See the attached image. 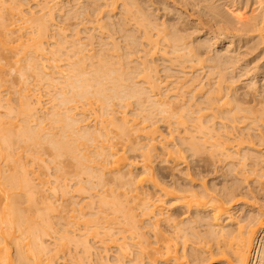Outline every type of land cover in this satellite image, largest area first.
<instances>
[{"label": "bare ground", "instance_id": "obj_1", "mask_svg": "<svg viewBox=\"0 0 264 264\" xmlns=\"http://www.w3.org/2000/svg\"><path fill=\"white\" fill-rule=\"evenodd\" d=\"M64 1L82 3L81 0H42L38 11H29L25 15L22 0H0L2 32L0 54L15 50L10 35L11 23H8L9 19L5 14L8 11L13 16L18 13L33 28L28 42L22 45L25 64L20 65V73L23 78L33 75L42 84L54 89L55 92L52 94L54 100L58 101L57 107L51 106L49 111H43L40 115L42 99L39 95L34 97L32 93L25 92L21 95L19 104L14 106L9 101L4 103L0 92V109L4 108V111H0V161L4 166L2 170L0 167V264H59L61 253L68 251L72 245H81L83 252L86 255L90 254L94 247L90 237L101 236L98 239L100 246L117 247L118 255L114 261L117 264H143L144 258L151 264H159V261L190 264L189 258L195 261L203 256L204 251L212 247L214 249L209 252L213 253L216 249V253L221 254L227 262L211 264H264V193L262 202L258 206H250L242 215L235 216L237 208L242 211L246 207L245 204L251 205L247 203V199L257 198L255 192L243 187L242 183L224 185L220 196L208 193L205 184H202L206 189L204 192L190 191L179 185L170 187L164 184L154 174L153 163L158 156V146H166L167 137L160 133L156 123L149 126L144 124L149 119L147 115L139 121L137 116L130 117L127 110L121 111V116L117 117L114 115V109L110 112L108 108L113 99L126 101L124 105L130 104L129 100L135 99L141 106H150V112L156 110L160 114H170L174 112L171 105L175 108L180 104L182 95L176 94L171 100L167 99L166 91L164 93L158 91L160 82L155 75L156 63L145 61L142 68L132 66L130 63L133 60L130 57L133 52H121L120 45L112 35L109 41L102 42L100 53L85 54L84 42L75 37L79 35V31L69 37L61 25H56L54 14L60 2L58 10L66 11L67 16L88 12L89 6L80 4L77 8L71 7L65 10ZM119 1L88 0L96 6L92 8L98 22L94 29L99 28L103 34L106 27L116 25L115 29L124 30L122 37L129 40L128 38L134 35L126 32L124 26L128 25L129 21L125 13L131 12V7L128 5H134V0L118 3ZM239 1L229 0L228 3V0H201V4L213 15L216 22L223 25L221 28L225 26L231 29V32L223 36V31L220 29L205 31L204 38L197 40L188 51L189 54L195 55L194 52H198L202 47L213 48L215 45H221L220 49H212L213 54L206 58L213 63L211 71L239 68L240 71L249 74L251 69L257 68L258 70L248 75L245 95L258 89L264 95V62L261 65H254L251 61H246L241 52L245 43L248 44L256 38H261V42H264V0H255L258 7L250 11H247L246 7L243 9L235 7ZM120 5L123 6L125 13L116 10ZM137 8L142 13L140 16L135 13L136 22L145 27L151 25V19L142 8ZM166 8L175 9L176 5L167 3ZM54 26L60 38L52 48H49V42L53 41L51 39L55 35ZM175 28V25L173 29L164 26L162 30H158L157 35L163 34L166 38H171L174 42L172 52L177 53L189 47L185 46L182 49L181 46L188 42L180 43L183 37ZM112 29L113 33L117 32L113 27ZM93 36L94 34L91 33L90 38ZM132 42V44L137 43L136 40ZM48 53L49 55H46ZM63 54L66 57L61 58ZM192 69L195 67L192 66ZM4 72V66L0 64V88L4 84ZM141 73L142 80H135ZM214 73L216 72H210L208 78ZM242 75L243 73L239 76ZM259 76L262 77V82L258 84ZM182 77L184 81L178 84V88L190 87L196 81L189 78L188 74L179 78ZM225 77L224 73H220L215 81V87L211 86L206 91L207 94H201L207 98L210 110L216 112L225 109L222 112L226 113L225 118L232 129L227 132L228 141H220L216 138L211 143L210 151L222 152L230 162H235L237 158L240 164H251L262 168L264 132L259 127H255L251 132L252 126L248 125L260 123L264 129V102L259 106L256 104L245 106L252 101L241 97L236 90L234 92L230 90L232 85L223 86V81L228 80ZM190 81L191 84H188ZM236 81L237 78L232 76L231 83L234 84ZM201 83L198 92L206 86L203 81ZM223 91L225 93H222ZM82 100L90 106L98 102L102 103L106 111H102L99 116L101 122H106L102 127L104 131L81 125V122L87 120L83 113L77 110ZM188 108L189 104H183L180 106V111L174 113H185ZM236 110H238L237 115ZM197 112L203 128L202 133L205 135L207 131L212 133L214 129L210 130V126L206 127L208 122L205 119L206 115L201 113V109ZM245 120L249 122L243 127H238V121L241 123ZM178 122L183 121L179 119ZM240 128H244L245 131L242 129L240 131ZM143 130L145 131L142 132ZM108 133H112V139H118L122 147H119L117 142H112L107 145L108 147L97 151L95 157L84 152L88 144L86 141L94 143L99 137H105ZM230 133L237 135L233 137ZM141 134L147 141L138 146L135 139ZM195 139V136L191 135L190 140H183L179 146H166L165 153L174 162H185L183 154L185 147L193 153L204 151L203 144ZM207 141L206 138L204 142ZM126 145L132 150L139 149L142 158L138 161L131 159L124 148ZM45 153L51 155L52 162L58 163L56 165L58 171H66V167H70L76 176H87L89 186H80L79 190L86 191L102 183L104 170L108 165H112L111 168L116 172L112 180L119 186L149 185L160 196L153 197L149 192L144 191V197H140L137 193L133 199H139V207L143 208L140 217L153 215L159 221L151 226L155 240H150L142 230L136 207L129 204L131 200H122L121 193L117 189L110 188L107 191L109 193L90 196L77 209L78 214L74 215L75 222L81 221L84 224V233L78 235L64 229L54 245L47 243L46 236L53 231L56 224L53 218L57 207L45 194V185L49 182L45 177H48V174H45L44 178L41 177L42 168L46 167ZM31 166L36 167L37 171ZM126 166H140L143 171L135 176L130 170H122L121 167ZM95 167L98 168V173H95ZM261 168L256 172L260 181L264 178V168L262 170ZM250 171L257 170L250 169ZM188 174L190 175L191 172L188 171ZM95 176L98 177L97 183L93 180ZM63 180V177L57 175L56 182ZM59 185L54 186L53 190H57ZM118 185L116 186L119 189ZM61 187L63 195H67V184L62 183ZM133 191L137 190L130 192ZM171 197L175 198L174 206L185 209V213L194 210L196 217L206 221L208 224L206 234L214 243L205 240L201 245L188 246L190 233L184 232L186 227L183 224L184 220L180 222L178 216L172 215L165 218L161 211L162 203ZM76 203L79 205L80 201ZM202 211L207 214L202 216ZM162 219L174 223L175 234L161 227ZM115 223L120 225V231L124 233L121 237L114 236L112 224ZM193 234L194 231L191 235ZM178 238L182 239V245H179ZM136 239L139 240L135 243L141 245L140 253L131 257V243ZM12 247H15V251ZM250 257L253 263H249ZM80 260L88 264L83 258ZM105 264L111 263L108 260Z\"/></svg>", "mask_w": 264, "mask_h": 264}, {"label": "rangeland", "instance_id": "obj_2", "mask_svg": "<svg viewBox=\"0 0 264 264\" xmlns=\"http://www.w3.org/2000/svg\"><path fill=\"white\" fill-rule=\"evenodd\" d=\"M41 1L42 0H22L25 9L24 14H28L29 11H38ZM123 1L124 0H120L118 3ZM81 2L82 3L78 4L75 2H66L65 10L70 9L71 7L77 8L78 5L83 4L84 6H89L88 12H84L80 15L73 14L71 16H67L66 11L58 10V7L61 4L60 2L58 7L55 8L54 16L56 25H61L69 37L79 31V35L75 37L78 38V40L80 39L82 42H84L86 48V51H84L85 54L100 53L103 47L102 42L109 41V37L112 35V37L116 39V43L120 45L121 52H133L130 57V59L133 60L130 63L132 66L142 68L145 61L148 63H156L157 67L155 75L160 82V88L158 91L163 93L166 91L167 99L170 98L171 100L172 96L174 97L176 94L182 95L180 104L176 105L175 108L174 105H171V109L174 110V112L180 111L179 109L181 105L189 104L188 110L185 113H182L184 115L174 112H171L170 114H160L156 110L150 112V106H141L136 102L135 99L129 100L130 104L128 105H124L126 101L121 102L119 99L111 100L110 108L108 109L110 112H113L114 109V115L117 117L121 116V111L123 110H127L130 117L137 116L139 121L144 119L146 115L149 116V119L144 124L149 126L152 123H156L159 127L160 133L164 134V136H166L168 139L165 142L166 146H179L183 140H190L191 135H194L196 138L195 140H198L203 144L204 151L200 153H193L192 150L185 147V152H183L185 162H174V160L165 153L164 147L166 146H158V156L155 158L153 163L154 174L164 184L170 187H176L179 185L184 189H190V191L196 190L199 192H204L206 189L202 186V184H205L206 188L208 189V193L214 194L216 196H220L224 185L232 184L234 182L239 184L242 183L243 187L250 188L251 191H254L257 195V198L247 199V203L251 205L245 204L246 207L242 211L240 208H237L235 210V216L242 215V213L246 211V208H249L250 206H258L262 202V194L264 193V178H262L260 181L256 175L258 168L260 169L261 167H256L251 164H240L237 158L235 159V162H230V160L226 158L225 154L222 152L211 153V143L216 138H218L220 141H228L227 132L232 129L228 126V120L225 118L226 113L222 112L225 109L216 112L210 110L207 105V98L205 95H201L204 93L207 94L206 91L211 86L215 87V81H217L219 74L224 73L226 76L225 78L228 80L223 81V86L232 85L233 87L230 88V90L233 92L236 90L241 97H245L246 99H250L252 101L245 106H250L252 104L259 106L264 102V95L262 91L258 89L257 91L245 95L247 91L246 82L249 81L248 75L258 69H251L249 74H245L244 71H240L239 68H228L224 69V71L215 69L211 71V69H213L211 68L213 63L206 58L210 57L214 50L220 49L222 47L221 45H215L213 48L202 47L198 52H194L195 55L189 54L188 51V49H192L194 43L197 40L204 38L206 35L205 31L220 29L223 31V36H225L231 32V29H227L225 26L221 28L223 25L216 22V20L213 18V15L208 12L203 4H201V0H134V5H128L131 7V12L125 13L122 5L116 9L117 11H123V13H125L129 21L128 25L124 26L125 29H127L126 32L132 33L134 35L133 37H129V40H125L124 37H122V34L125 31L116 30V25L111 27L109 26L110 28L106 27L103 30V34L100 32L99 28L94 29L95 26L98 25V22L96 20L97 16L95 15V12L92 8H95L96 6L92 3H89L88 0H81ZM99 2L101 3V1ZM167 3H174L176 8L167 9ZM228 3H230L229 0ZM137 7L142 8V11L151 19V25L145 27L136 22L134 19L135 13L138 16H140L142 13L141 11L137 10ZM235 7L239 9L246 7V10L250 11V9L257 8L258 4L255 3V0H240L237 2ZM6 12L7 11H5V13ZM5 17L9 19L8 23H11L12 31L10 35L13 38L15 50L11 52L6 51L5 53L0 54V64H2L5 69L3 76L4 84L0 88L1 95L4 99L3 102L6 103L9 101L12 105L17 106L23 93H32L34 97L39 95L42 99V111L39 112L41 115L43 114V111H49L51 106L56 105L57 107L58 104L56 102L58 101L54 100V95L52 94L55 92L54 89L52 90L46 85L42 84L33 75L23 78L20 73V65L25 64V61L23 60L24 55L22 52V45L28 42L30 32L33 28L30 27L31 24L25 22L18 13L13 16L8 11L5 14ZM174 25L176 27L175 29H178L179 35L183 37L180 43L184 44L186 41L188 42L181 46L182 49L185 46L189 47L185 50H180L177 53L172 52V47L174 48V42L171 40V38H166L163 34L157 35L159 32L158 30H162L164 26H169L171 29H173ZM112 27L115 29V31H117L116 33H113ZM53 33L55 35L51 39L53 41L49 42V48H52L55 42L60 38V35L56 29L53 30ZM91 33L94 34L92 38H90ZM1 36L2 32L0 28V37ZM133 40H136L137 43L132 44ZM263 48L264 42H261V38H256L255 40L250 41L248 44L245 43V45H243L241 48V52L244 55V59H246V61H251L254 65H261L264 62ZM153 51L156 52L154 53ZM46 55H49V53ZM64 57H66L64 54L61 55V58ZM192 66H194L195 69H192ZM210 72L216 73L210 75V78H208V74ZM241 73H243V75L239 76ZM184 74H188L189 78H193L196 81L193 84H191V81L188 82V84H191L190 87L187 86L184 88H178V84H180L181 81H184L182 80L183 77H179L184 76ZM141 75L142 73L136 77L135 80H142ZM232 76L238 80L234 84L231 83ZM201 81H203L206 86H204V89L201 92H198V89L202 84ZM209 82L211 85L208 84ZM260 82H262L261 76H259L257 79V83L259 84ZM222 93H225V91ZM198 109L202 110L201 113H203L204 116L206 115L205 119L208 120L206 127L208 128V126H210V130L214 129L212 130V133H209V131H207L206 135L202 133L201 129L203 130V128H201L199 119L197 117L199 116L197 112ZM77 110L78 112L83 113L82 115H84V118H87V120L81 122V125L86 127L89 126L92 129H103V124L106 122H101L102 119L99 115L102 114V111H106V109L103 107L102 103L98 102L90 106L89 104H86V101L82 100L79 103ZM0 111H4V108H1ZM237 113L238 110H236V115ZM247 114L250 115L248 112ZM180 115H182V117H180ZM179 119H182L183 122L179 123ZM248 122V120H245L241 123L238 121L237 124L238 127H243ZM248 126H252L251 132L255 127H259L264 132L263 126L260 123H254ZM207 128L204 130V132H206ZM241 129L245 131L244 128H240L239 130L241 131ZM237 130L238 129H236V131ZM144 131L145 130L142 132ZM236 135L237 134H233L232 136L236 137ZM212 136L213 138H210ZM206 138L208 141L204 142ZM106 139L109 141L107 142ZM135 140L138 142V146L147 141L143 134L139 135ZM112 142H117L118 146L122 147V145L119 144L118 139H112V133H108V135L105 137H99L94 143L86 141L88 144L85 146L84 152L89 153L92 157H95L97 151H101L103 147H108L107 145H110ZM124 148L126 149L127 155H129L131 159L138 161L142 158L139 149L132 150L127 145L124 146ZM44 159L46 167L42 168L43 175L41 177L44 178V175L48 174V177L45 178L49 179V182L45 185V194L57 207V211L54 213L53 218V221L56 222V224L53 231H51L49 235L46 236L47 243L54 245L55 241H58L59 236L62 234L64 229H68L78 235L84 233V224H82L81 221L78 223L75 222L74 215L78 214L77 209L80 207L81 203L90 198V196L95 194L109 193L107 191L110 188L117 189L118 192L121 193L120 198L122 200H131L129 204L136 207V212L141 219L140 224H142V230L146 232V236L150 240H155L151 226L152 224L159 221L157 218L153 217V215H145L140 217L143 208L139 207V199H133V196L137 193H139L140 197H144V191L149 192L151 196L153 195V197L160 196L156 194L154 189H152L149 185L136 184L129 186L125 184L123 186H119L112 180V177L116 174V172L111 168L112 165H108V168L104 170L105 175L104 181L102 183H99L95 185V187L89 188L86 191L79 190L80 186H89L90 183L87 181V176H76L74 174L75 172L73 173L70 167H66V171H58L56 168L58 163L51 161V155L49 153L44 154ZM0 167L1 170L4 168L1 161ZM31 168H34L37 171L36 167L31 166ZM121 168H123V171L130 170L135 176H138L143 171V168L140 166H126ZM263 168L264 166L261 168V170ZM250 169H256L257 171H250ZM94 171L95 173L99 172L98 168L96 167L94 168ZM188 171L191 172L190 175L188 174ZM57 175L63 177L64 180L61 182H56ZM37 180L38 179H36V181ZM93 180L97 183L98 177L95 176ZM62 183L67 184V195H63V188H60ZM58 184H60L58 189L53 190V187ZM116 185L119 186V189ZM131 190L137 191L130 192ZM126 193H128V195ZM166 200L161 205V211L164 213L163 216L165 218L170 215L178 216L180 222H182L181 220H184L183 224L186 226L184 232L190 233L188 246L201 245L205 240L207 242L208 240H211L206 234L208 224L205 220H201L199 217H196L194 210L190 213H185V209L174 206L175 203L173 202L175 201V198L171 197L167 201ZM76 201H80V204L78 205ZM205 214H207V212L202 211L201 215L203 216ZM120 219L121 217L119 220ZM162 220L163 221H160L161 227L165 228L168 232L175 234L174 223L171 221L167 222L164 219ZM112 225L114 226V236L121 237L124 233H121L119 228L120 225L118 223ZM192 231H194L195 234L191 235ZM101 237H90L94 246L90 254L86 255L83 252V247L81 245H72L68 251L61 253L58 263L84 264L80 260V258H83L88 264H105L108 260L111 264H117L114 262L116 260V255H118L117 247L110 246L106 248L100 246L98 239ZM138 240L139 239H136L131 243V257L140 253L141 245L135 243ZM178 240L179 245H182V239L178 238ZM211 242L214 243L213 240H211ZM12 249L15 251V247H12ZM213 249L214 247L207 249L203 252V256L195 261H192L188 257V261L190 264H211L212 262L226 263L227 260L223 258L221 254H217L216 249L213 253L209 252ZM143 262V264H151L145 258ZM249 263H253L251 257L249 259ZM159 264L172 263L159 261ZM180 264H185V262Z\"/></svg>", "mask_w": 264, "mask_h": 264}]
</instances>
